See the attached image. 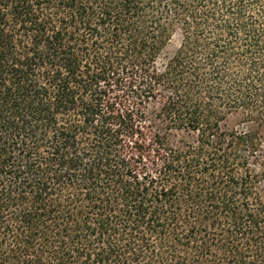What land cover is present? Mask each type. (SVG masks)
<instances>
[{
	"label": "trees",
	"instance_id": "1",
	"mask_svg": "<svg viewBox=\"0 0 264 264\" xmlns=\"http://www.w3.org/2000/svg\"><path fill=\"white\" fill-rule=\"evenodd\" d=\"M0 264H264V0H0Z\"/></svg>",
	"mask_w": 264,
	"mask_h": 264
},
{
	"label": "rangeland",
	"instance_id": "2",
	"mask_svg": "<svg viewBox=\"0 0 264 264\" xmlns=\"http://www.w3.org/2000/svg\"><path fill=\"white\" fill-rule=\"evenodd\" d=\"M180 41H181V38L179 35L174 36L171 43L168 45V47L164 51V54L160 60V62L162 64L164 62H166L167 59L170 58L175 53L176 49L178 48V46L180 44ZM171 138L173 140H175L176 142H178V144H180L183 139L192 141L195 138V136L194 135H185L182 133H174V135L171 136Z\"/></svg>",
	"mask_w": 264,
	"mask_h": 264
}]
</instances>
